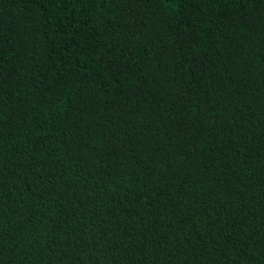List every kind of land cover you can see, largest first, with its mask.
I'll list each match as a JSON object with an SVG mask.
<instances>
[{"label":"trees","instance_id":"trees-1","mask_svg":"<svg viewBox=\"0 0 264 264\" xmlns=\"http://www.w3.org/2000/svg\"><path fill=\"white\" fill-rule=\"evenodd\" d=\"M0 264H264V0H0Z\"/></svg>","mask_w":264,"mask_h":264}]
</instances>
